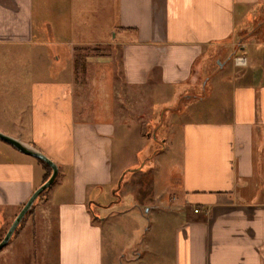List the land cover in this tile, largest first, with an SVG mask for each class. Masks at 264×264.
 I'll use <instances>...</instances> for the list:
<instances>
[{"label":"crops","instance_id":"0c3cea01","mask_svg":"<svg viewBox=\"0 0 264 264\" xmlns=\"http://www.w3.org/2000/svg\"><path fill=\"white\" fill-rule=\"evenodd\" d=\"M53 1V21L37 27L38 33L44 27L65 33L69 27H108L102 31L109 37L83 36L77 43L118 47L127 87L151 85L160 98L179 87L190 100L189 93L230 64L231 78L219 94L226 105L204 117L192 114L169 130L167 144L178 155L170 187L181 218L174 229V264H264V0H100L89 15L83 13L86 4L78 5V20L70 25L65 0ZM4 2L0 39L7 31L33 36V0H13L12 16ZM251 17L260 19L256 27H248ZM258 30L261 38L244 41ZM246 46L256 49L251 68ZM102 57L95 63L112 64L110 55ZM235 57L245 63L236 64ZM51 78L32 83L31 131L26 140L15 138L52 159L58 176L63 170L54 182L55 199H48L56 211L59 264H103V230L96 221L103 217L92 206L101 208V186L113 189L122 174L117 177L113 167L116 125L77 119L70 80ZM46 174L36 158L0 140V225L20 211Z\"/></svg>","mask_w":264,"mask_h":264},{"label":"rangeland","instance_id":"374dc122","mask_svg":"<svg viewBox=\"0 0 264 264\" xmlns=\"http://www.w3.org/2000/svg\"><path fill=\"white\" fill-rule=\"evenodd\" d=\"M84 1L65 0L67 24L78 20V5L81 8L86 4L85 11L80 10L89 15L100 3V0ZM4 4L12 16L16 9L13 0H5ZM54 5L53 0H33V19L30 18L33 36L28 38L25 33L15 36L7 31L6 37L0 39V132L28 139L34 104L32 83L48 81L52 76L59 81L70 80L77 119H110L116 125L113 167L117 177L122 174L119 180L116 177L113 189L101 186L104 188L101 208L92 206L103 217L96 219L103 230V264H174V229L181 218L174 208L178 202L173 195L175 189L170 187L177 173L178 155L176 147L167 144L169 130L192 114L204 117L212 108L226 105V97L219 94L231 78L230 64L216 69L206 87L189 93L193 97L190 100L183 97L179 87L162 98V93L151 91V85L127 87L118 47H86L77 43L83 36L99 40L109 37L102 31L108 27H69L68 33L62 31L63 27H51L52 31L44 27L38 33L37 27L52 23ZM28 13L30 17L31 11ZM254 19L247 21L249 28L260 23V19L255 22ZM243 24L238 21L239 26ZM260 36L262 32L258 30L244 41H256ZM110 37L113 38V32ZM255 50L254 46H246L243 51L250 68ZM105 55H110L112 64L95 63ZM207 91L210 95L201 99ZM62 174L63 170L57 181L63 178ZM58 187L53 183L37 199L14 238L0 250V264H59L56 211L48 200L55 199ZM15 212L0 225V240L19 213Z\"/></svg>","mask_w":264,"mask_h":264},{"label":"water","instance_id":"95a60500","mask_svg":"<svg viewBox=\"0 0 264 264\" xmlns=\"http://www.w3.org/2000/svg\"><path fill=\"white\" fill-rule=\"evenodd\" d=\"M0 140L11 145L12 147H14L19 152L44 162L52 170L49 178L44 183H42L33 192V194L30 196V198L23 205V207L20 209L19 213L16 215V217L12 221L7 232L5 233L4 237L0 241V250H1L3 247H5L11 241L15 230L20 225V223L23 221V219L26 217L27 213L32 210V208H33L35 202L37 201V199L39 198V196L43 192H45L54 183V181H55V179L59 173V167L52 159H50L44 153L35 149L34 147L26 145L25 143H23L18 138H15V137H12V136H9L7 134L0 132Z\"/></svg>","mask_w":264,"mask_h":264},{"label":"trees","instance_id":"16d2710c","mask_svg":"<svg viewBox=\"0 0 264 264\" xmlns=\"http://www.w3.org/2000/svg\"><path fill=\"white\" fill-rule=\"evenodd\" d=\"M38 161L41 162V163L46 167V169H47V174H46V176H45V178H44V181H46V180L49 178V176L51 175L52 170H51V168H50L48 165H46L44 162H42V161H40V160H38ZM45 193H46V191L43 192V193L39 196V198L42 197ZM30 212H31V211H29V212L27 213V215L30 214ZM27 215H26V216H27ZM20 224H21V223H20ZM18 229H19V227L15 230L12 239L14 238V236H15L16 232L18 231ZM0 241H1V240H0Z\"/></svg>","mask_w":264,"mask_h":264},{"label":"built area","instance_id":"2783aa9c","mask_svg":"<svg viewBox=\"0 0 264 264\" xmlns=\"http://www.w3.org/2000/svg\"><path fill=\"white\" fill-rule=\"evenodd\" d=\"M234 62L239 65H243L245 63V58L244 57H235Z\"/></svg>","mask_w":264,"mask_h":264}]
</instances>
